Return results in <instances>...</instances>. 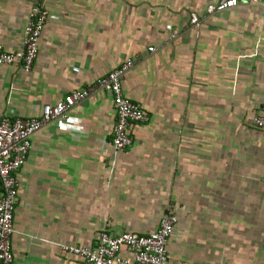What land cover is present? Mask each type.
<instances>
[{
	"label": "crops",
	"instance_id": "obj_1",
	"mask_svg": "<svg viewBox=\"0 0 264 264\" xmlns=\"http://www.w3.org/2000/svg\"><path fill=\"white\" fill-rule=\"evenodd\" d=\"M217 2L45 0L32 67L0 66V117H35L128 58L121 91L148 121L114 151L110 94L93 89L30 137L13 264H83L58 246H92L102 231L146 235L168 205L169 264H264V130L249 125L264 114V6L207 14ZM29 3L0 0L5 50L20 47Z\"/></svg>",
	"mask_w": 264,
	"mask_h": 264
},
{
	"label": "built area",
	"instance_id": "obj_2",
	"mask_svg": "<svg viewBox=\"0 0 264 264\" xmlns=\"http://www.w3.org/2000/svg\"><path fill=\"white\" fill-rule=\"evenodd\" d=\"M44 2L30 0L20 47L8 51L0 45V66L19 65L23 70L32 67L38 54V40L48 17ZM243 4L264 6V0H218L216 4L207 6L205 12L210 15ZM189 23L198 26L193 15ZM164 29L169 31L170 26L165 25ZM169 37L174 38L173 33ZM154 50L153 47L147 48V52ZM132 66L131 59H124L117 67L96 79L90 88L72 91L53 104L43 105L35 117H0V264H13L10 235L13 233L12 217L18 188L16 173L26 159L30 137L51 122L64 121L70 109L96 89L109 93L111 97L114 112L110 138L112 149H129L132 128L148 121V115L141 106L126 98L121 91V80ZM249 125L253 129L264 130V114L253 115ZM175 223L172 206L168 205L156 229L146 235H109L102 231L92 246L59 245L58 248L63 255L83 264H169L166 245ZM122 249L128 256L121 254Z\"/></svg>",
	"mask_w": 264,
	"mask_h": 264
},
{
	"label": "rangeland",
	"instance_id": "obj_3",
	"mask_svg": "<svg viewBox=\"0 0 264 264\" xmlns=\"http://www.w3.org/2000/svg\"><path fill=\"white\" fill-rule=\"evenodd\" d=\"M263 7V6H262ZM254 8V7H253Z\"/></svg>",
	"mask_w": 264,
	"mask_h": 264
}]
</instances>
